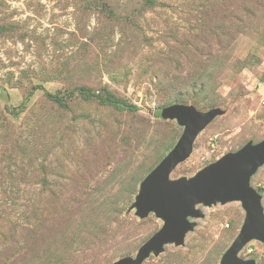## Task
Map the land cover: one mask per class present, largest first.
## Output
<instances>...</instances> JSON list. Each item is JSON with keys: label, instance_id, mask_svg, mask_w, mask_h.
Returning <instances> with one entry per match:
<instances>
[{"label": "rangeland", "instance_id": "rangeland-1", "mask_svg": "<svg viewBox=\"0 0 264 264\" xmlns=\"http://www.w3.org/2000/svg\"><path fill=\"white\" fill-rule=\"evenodd\" d=\"M168 92L224 112L170 179L262 141L264 0H0V264L135 257L162 221L130 207L183 131L152 115ZM250 185L264 211V165ZM197 208L183 245L142 264H219L244 212ZM239 258L264 264V243Z\"/></svg>", "mask_w": 264, "mask_h": 264}, {"label": "water", "instance_id": "water-1", "mask_svg": "<svg viewBox=\"0 0 264 264\" xmlns=\"http://www.w3.org/2000/svg\"><path fill=\"white\" fill-rule=\"evenodd\" d=\"M223 113L219 108L203 112L185 104L153 110L155 119L175 121L183 131L175 146L140 183L130 210L140 219L153 214L162 226L134 258H122L113 264H142L151 253L155 257L162 253L167 244L182 246L186 234L197 226L191 220L204 217L197 205L211 207L233 202L240 204L244 219L219 264H256L254 259L239 258V253L251 241L264 243L262 197L250 185L252 176L264 165V139L224 154L190 178L170 179L176 167L191 155L197 136Z\"/></svg>", "mask_w": 264, "mask_h": 264}, {"label": "trees", "instance_id": "trees-1", "mask_svg": "<svg viewBox=\"0 0 264 264\" xmlns=\"http://www.w3.org/2000/svg\"><path fill=\"white\" fill-rule=\"evenodd\" d=\"M145 4H148L149 6H153L154 3L152 1H147ZM128 20V19H126ZM202 83H199V87L202 89ZM170 92H174L170 91ZM170 92L166 93L167 99L166 103L163 107L170 106L172 104H185V105H193L194 107H199V105L196 104V100L192 98L187 97H174V98H168V95H170ZM98 103L102 106H109L115 110H120L126 107V102L120 101L118 98L111 95V93L106 92L105 95H97ZM213 109L214 106H208L207 109ZM209 109V110H210ZM199 110V109H198Z\"/></svg>", "mask_w": 264, "mask_h": 264}]
</instances>
